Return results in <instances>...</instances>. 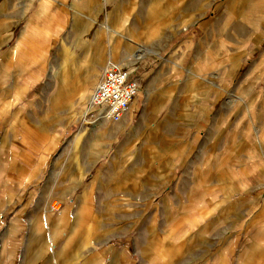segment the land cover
Here are the masks:
<instances>
[{
  "label": "rangeland",
  "instance_id": "1",
  "mask_svg": "<svg viewBox=\"0 0 264 264\" xmlns=\"http://www.w3.org/2000/svg\"><path fill=\"white\" fill-rule=\"evenodd\" d=\"M49 1L0 0V264H264V0ZM145 49L127 127L69 118Z\"/></svg>",
  "mask_w": 264,
  "mask_h": 264
},
{
  "label": "built area",
  "instance_id": "2",
  "mask_svg": "<svg viewBox=\"0 0 264 264\" xmlns=\"http://www.w3.org/2000/svg\"><path fill=\"white\" fill-rule=\"evenodd\" d=\"M141 85L135 71L124 66L106 68L95 87L89 102L94 121L103 119L118 123L129 114L139 96Z\"/></svg>",
  "mask_w": 264,
  "mask_h": 264
},
{
  "label": "bare ground",
  "instance_id": "3",
  "mask_svg": "<svg viewBox=\"0 0 264 264\" xmlns=\"http://www.w3.org/2000/svg\"><path fill=\"white\" fill-rule=\"evenodd\" d=\"M50 6V1L49 0H42V7L44 8V9H46L47 7H49ZM71 9L74 11V9L71 7ZM75 12V11H74ZM77 12H75L74 14H76ZM110 29V28H109ZM112 30V29H111ZM25 35H27V33L25 34L24 32L22 33V35H21V37H23V38H25L26 39V37L28 36H25ZM44 35V37H42V36ZM40 36L42 37V38H47V36H48V33L47 32H43L42 34H41ZM123 38H125V36H124V34H123V32H122V29L121 28H119V29H117V30H115V31H112V33H111V38L110 39H117V40H119V39H123ZM117 43V42H116ZM19 50H21V47L18 45V46H16L15 47V51H13L14 53L15 52H17V51H19ZM11 53V54H14V53ZM124 54H125V56L123 57V60L122 61H120V62H118V66H124V67H126V68H128L130 71H134L135 69H136V63L139 61V59L140 58H142V57H144L145 55H148V54H151V53H155V54H157V52H154L153 50H149V49H145L144 51H143V53H142V55L141 56H139V57H137L136 55H134L130 50H126V51H124L123 52ZM121 54V53H120ZM114 64V63H113ZM66 60H64L63 61V68H65L66 67ZM109 66H111V65H108V66H106V68H108ZM105 68V69H106ZM134 68V69H133ZM96 69V68H95ZM104 69V70H105ZM104 70H103V72H104ZM63 72V71H62ZM95 73H92L91 74V76H86V83H87V85H86V87L88 86V88L86 89V88H84V90L81 92V96H80V98H81V103L82 104H80V106L78 107V110H80V109H82V108H84V103L87 101V100H89L91 97H89V88L90 87H92L93 86V84L97 81V77H98V70H95L94 71ZM64 73V72H63ZM64 75H66V74H64ZM101 77V76H100ZM88 79H90V80H88ZM68 83V80H65V77L63 78V85H66ZM82 90V89H81ZM143 92L145 93V96H146V103L147 102H149V100H150V98H151V93H150V91H149V89H143ZM79 98V97H78ZM59 100V98L58 97H55L54 98V101L55 102H57ZM88 106V105H87ZM81 113L82 114H78V113H72L71 115H70V119H72V118H77V116L78 115H80L81 117H85V116H87L88 114H90V113H92V109L91 108H89V107H85V110L84 111H81ZM79 116V117H80ZM127 116V115H126ZM126 121H127V117H125L124 119H123V121L121 122V124H119V125H125V123H126ZM106 122H109V123H113V122H110V121H106V120H103V119H99V120H97V121H95L94 122V124L96 125L97 124V126L98 125H107V123ZM85 123L88 125V123H89V121L88 120H85ZM119 123V122H118ZM124 130V129H123ZM122 130V131H123ZM111 131V130H110ZM103 135V132H101V133H99L97 136L99 137V136H102ZM58 207V206H57ZM52 210L54 211V210H56L55 209V205H54V207L52 208ZM46 212V211H45ZM56 213V212H55Z\"/></svg>",
  "mask_w": 264,
  "mask_h": 264
},
{
  "label": "crops",
  "instance_id": "4",
  "mask_svg": "<svg viewBox=\"0 0 264 264\" xmlns=\"http://www.w3.org/2000/svg\"><path fill=\"white\" fill-rule=\"evenodd\" d=\"M127 23H128V19L127 18H120V23L118 24V22H117V26L115 27V28H121L122 30L123 29H128V27H127ZM114 28V29H115ZM146 30V28L145 29H143L142 27H140V32H142V31H145ZM61 31V27H58V29H56V31H54V33H53V35H52V37L55 35V34H58V32H60ZM142 35H144V33L142 32ZM120 55V54H119ZM120 56H122V55H120ZM95 66H92V68H94ZM104 70V69H103ZM102 70V71H103ZM261 71H258V75H259V73H260ZM59 73H61V75H60V77L63 79L64 78V76H63V72L62 71H59ZM258 77V76H257ZM159 78H160V76H159ZM158 78V79H159ZM261 78V76L258 78V79H260ZM157 81V80H156ZM242 83V82H241ZM243 84V83H242ZM242 86V85H241ZM63 87V86H62ZM154 87V86H153ZM219 89H221L222 91H224V92H228L227 90H226V88H224V86H219L218 87ZM159 91V90H158ZM244 92V91H243ZM157 93V92H156ZM244 94L245 93H243L242 95L241 94H238V95H235V96H233V98L239 103V102H241V103H245V105H244V107H245V111L247 112V115H248V117H252V115H251V110H252V108L254 107V102L252 101V100H248V99H246V101L244 100L245 98H244ZM59 95V93H57V96ZM140 95V94H139ZM60 96H62V93H61V95ZM70 96V95H69ZM156 96H157V94H156ZM156 96H154V94L153 93H151V98L150 99H153V101H155L156 100ZM62 99H64L63 98V96H62V98H61V100ZM137 100V99H136ZM253 102V103H252ZM58 104H59V106L61 105V107H62V104L64 105V103L62 102V101H60V102H57ZM205 103V101L204 100H201L200 101V104L202 105V104H204ZM16 106V104L14 103L13 105H11V107H15ZM63 108V107H62ZM135 108H136V104H135ZM153 109V108H152ZM134 110V109H133ZM133 110H132V112L131 113H133ZM204 112L206 113V111L205 110H202L201 111V113L203 114V116L204 117H206V115L204 114ZM158 113H160V112H158ZM67 118V117H66ZM125 118V117H124ZM123 118V119H124ZM123 121V120H122ZM121 121V122H122ZM129 121H131V114H129V115H127V121H126V123H125V126L127 127L128 126V123L127 122H129ZM121 122H119V123H109V122H106L107 123V125L105 124V125H95V126H92V127H90L89 128V131H91V133H94L95 132V128H98V131H100V132H103L104 133V137H106V136H111V133H112V130H121V127H122V125H119V124H121ZM216 123H218V121L216 122ZM216 127V128H219V127H217V125L216 124H214L213 125V127ZM111 130V131H110ZM215 130H217L218 132L220 131V129H215ZM260 132V133H259ZM262 130H258V129H255V133H254V137L256 138V139H258L259 141H260V139H262ZM84 136V134H80V131H79V133L76 135V137H75V141H79L82 137ZM92 137H93V134H92ZM12 163H14V160L12 159ZM21 167H23V166H21ZM21 170V168L18 170V171H20ZM31 172H29V174H30ZM32 175V174H31ZM84 196H85V194L84 195H82V198L84 199ZM81 204H83L82 202H81ZM82 210H83V208H79V209H77V215L78 216H80L81 214H82ZM63 215H64V213H61L58 217H63ZM36 229H37V227H36ZM33 231H35L36 232V230H33Z\"/></svg>",
  "mask_w": 264,
  "mask_h": 264
}]
</instances>
